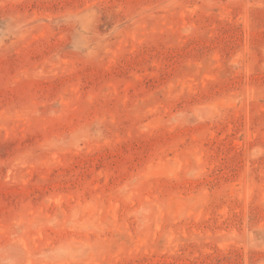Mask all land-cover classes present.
<instances>
[{
    "label": "rangeland",
    "instance_id": "obj_1",
    "mask_svg": "<svg viewBox=\"0 0 264 264\" xmlns=\"http://www.w3.org/2000/svg\"><path fill=\"white\" fill-rule=\"evenodd\" d=\"M0 264H264V0H0Z\"/></svg>",
    "mask_w": 264,
    "mask_h": 264
}]
</instances>
